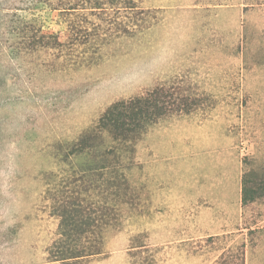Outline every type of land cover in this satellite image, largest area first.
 I'll use <instances>...</instances> for the list:
<instances>
[{
    "label": "rangeland",
    "instance_id": "obj_1",
    "mask_svg": "<svg viewBox=\"0 0 264 264\" xmlns=\"http://www.w3.org/2000/svg\"><path fill=\"white\" fill-rule=\"evenodd\" d=\"M83 53L93 61L75 65ZM172 82L192 112L136 143L127 177L144 188L142 211L87 264H130L139 233L157 264H264V197L241 203L242 172L264 170V0H0V264H58L43 200L44 177L64 167L58 146L114 102ZM157 163L168 179L143 168ZM154 190L176 199L172 212H152Z\"/></svg>",
    "mask_w": 264,
    "mask_h": 264
},
{
    "label": "trees",
    "instance_id": "obj_2",
    "mask_svg": "<svg viewBox=\"0 0 264 264\" xmlns=\"http://www.w3.org/2000/svg\"><path fill=\"white\" fill-rule=\"evenodd\" d=\"M50 37L61 40L59 35ZM79 55H75L77 66L95 57ZM192 105L181 86L157 84L114 102L75 141L58 146L64 167L44 177L43 200L58 221L55 237L46 249L48 261L87 264L104 254L107 231L118 229L125 214L142 211L137 200L146 197L144 188L132 186L127 177L136 143L152 124L170 115L190 114ZM262 197L264 170L258 175L253 170L242 172V205ZM146 240L144 233L130 238V264H157L155 249ZM142 254L149 256L140 257Z\"/></svg>",
    "mask_w": 264,
    "mask_h": 264
},
{
    "label": "crops",
    "instance_id": "obj_3",
    "mask_svg": "<svg viewBox=\"0 0 264 264\" xmlns=\"http://www.w3.org/2000/svg\"><path fill=\"white\" fill-rule=\"evenodd\" d=\"M160 146V144H157ZM162 145V144H161ZM164 145H168L167 143ZM160 147H158L157 149H159ZM143 168L145 171L150 170L152 171V173L154 175L157 174V178H161V179H168L169 178V174H170V169L167 165L164 164H159L157 163L156 166L152 165L151 168L147 167L145 164H143ZM188 188H190V184L188 183ZM189 190V189H188ZM189 190V194H190ZM176 199L174 197H172L168 192H159V191H152V196H151V204H152V212H162V213H170L172 212L174 207V204L176 203ZM158 221H160L157 224V232H161V234L165 237H167L165 240L159 241L158 243L162 244V243H168L170 242V240L168 239L169 235L171 234V226H170V221L169 219H162L160 220L158 218Z\"/></svg>",
    "mask_w": 264,
    "mask_h": 264
}]
</instances>
